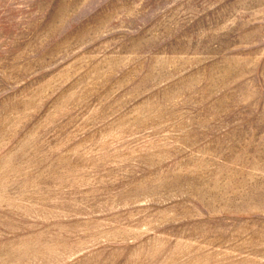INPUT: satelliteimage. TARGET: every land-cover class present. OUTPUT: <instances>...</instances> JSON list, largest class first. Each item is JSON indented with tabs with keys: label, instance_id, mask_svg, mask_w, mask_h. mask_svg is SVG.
<instances>
[{
	"label": "rangeland",
	"instance_id": "rangeland-1",
	"mask_svg": "<svg viewBox=\"0 0 264 264\" xmlns=\"http://www.w3.org/2000/svg\"><path fill=\"white\" fill-rule=\"evenodd\" d=\"M0 264H264V0H0Z\"/></svg>",
	"mask_w": 264,
	"mask_h": 264
}]
</instances>
